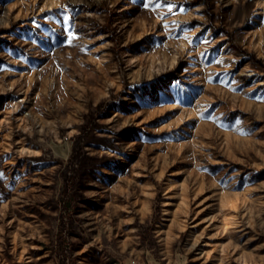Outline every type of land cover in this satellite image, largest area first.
<instances>
[{"label":"rangeland","instance_id":"rangeland-1","mask_svg":"<svg viewBox=\"0 0 264 264\" xmlns=\"http://www.w3.org/2000/svg\"><path fill=\"white\" fill-rule=\"evenodd\" d=\"M0 264H264V0H0Z\"/></svg>","mask_w":264,"mask_h":264}]
</instances>
